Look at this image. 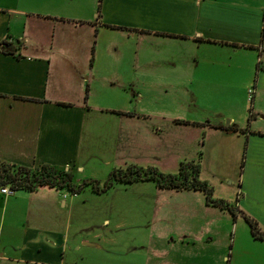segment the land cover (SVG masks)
<instances>
[{
  "label": "crops",
  "instance_id": "0c3cea01",
  "mask_svg": "<svg viewBox=\"0 0 264 264\" xmlns=\"http://www.w3.org/2000/svg\"><path fill=\"white\" fill-rule=\"evenodd\" d=\"M250 86L245 122L228 107L208 116L203 94L224 91L230 103L240 90L245 101ZM95 117L112 123L115 165L197 159L214 190L216 174L230 176L205 174L208 162L223 140L240 143L234 202L264 227V0H0V159L74 179ZM61 189L0 190V264H244L212 246L222 233L213 216L237 227L241 214L202 189L158 186L173 202L107 237L69 227Z\"/></svg>",
  "mask_w": 264,
  "mask_h": 264
},
{
  "label": "rangeland",
  "instance_id": "374dc122",
  "mask_svg": "<svg viewBox=\"0 0 264 264\" xmlns=\"http://www.w3.org/2000/svg\"><path fill=\"white\" fill-rule=\"evenodd\" d=\"M215 92L213 93V98L210 93L203 94V99L206 98L209 104L213 106V109L208 107L211 109L208 116H212L215 113L214 110L219 107H228L237 117L236 119L240 121L242 119L245 122L247 107L250 104L248 89L245 101H240L241 91L237 90L232 92L234 96L231 98L230 103H228L224 91ZM157 93V91H151L149 93L150 99H157ZM236 95L239 99H236ZM204 112L206 111L197 109L196 115H202L201 113ZM229 117L226 116L224 122H227ZM251 123L256 124L257 121L251 118ZM85 126L87 152L83 154L80 160L81 164L84 165V169L75 170L74 181L81 183L83 178L88 177L97 179L102 185L113 167L125 166L126 164H114V156L110 146L113 135L111 131L112 123L108 119L90 118L89 122L86 121ZM202 139L198 144V151L202 150L205 153L208 136L205 134L203 145L201 144ZM192 142L194 141L192 140ZM192 142L188 146L187 151H192V144H194ZM238 145V149H240V143H237L235 147L232 142H228L226 139L223 140V147L219 155L208 162L209 166L204 171L205 174L209 172L215 174L216 171H219L221 174L229 173L230 177L227 178L219 177L216 174L214 195L227 198L230 201L235 200V191L237 190L236 178L241 169V154H239V150L236 153ZM217 157L218 159L220 158V162L217 161ZM134 163L138 164L137 162ZM178 167L179 164L177 162H167L163 167L158 166V169L165 172H174L178 170ZM158 186L153 179L146 178L134 181L116 180L108 189L103 191H96L91 183L84 184L78 192H71L68 188L63 187L61 193L67 199L66 208L68 210L69 227L76 229L79 226L86 233L94 230L100 231V233L103 232L101 233L103 237H107V232L109 231L123 232L125 230L124 227H136L146 222L149 223L154 219V210L158 204H163L167 201L173 202L170 198L163 197V191L161 189L158 190ZM229 216L227 219L226 217L220 218L219 216H213L212 218L214 227L215 225L218 226L217 224H221L222 228V233L217 234L213 239L212 246L214 252L217 248H220L221 251L218 255L221 256L224 253V262L239 259L244 264H264V243L253 238L250 232L251 229H249L250 225L242 215H240L242 221H239L237 227L236 218L231 214ZM241 222H243V227H240ZM234 238H236L235 243ZM215 262L216 259L214 260Z\"/></svg>",
  "mask_w": 264,
  "mask_h": 264
},
{
  "label": "trees",
  "instance_id": "16d2710c",
  "mask_svg": "<svg viewBox=\"0 0 264 264\" xmlns=\"http://www.w3.org/2000/svg\"><path fill=\"white\" fill-rule=\"evenodd\" d=\"M227 129H236L233 125L223 126ZM153 179L159 186L170 187H193L205 192L209 203L228 208L233 214L237 211L247 220L252 234L258 238H264V227L258 220L244 210L238 208L234 201L227 198L215 196L213 184L200 176V163L197 159L181 160L178 170L165 172L155 165H141L129 163L125 166H115L109 172L107 178L101 185L95 178H83L81 183H76L70 170L56 168L50 164H42L38 168L29 165L0 159V184L8 183L13 189L26 187L36 188L42 184L57 187H66L71 192H78L84 184L91 183L96 191L108 189L116 180L134 181L138 179Z\"/></svg>",
  "mask_w": 264,
  "mask_h": 264
},
{
  "label": "built area",
  "instance_id": "2783aa9c",
  "mask_svg": "<svg viewBox=\"0 0 264 264\" xmlns=\"http://www.w3.org/2000/svg\"><path fill=\"white\" fill-rule=\"evenodd\" d=\"M253 91H254V87L250 86L248 88V92H249V99L251 100V98L253 97ZM0 190L6 194H10L14 191V189L8 184H0Z\"/></svg>",
  "mask_w": 264,
  "mask_h": 264
}]
</instances>
